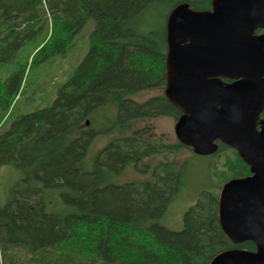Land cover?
<instances>
[{
	"label": "trees",
	"instance_id": "16d2710c",
	"mask_svg": "<svg viewBox=\"0 0 264 264\" xmlns=\"http://www.w3.org/2000/svg\"><path fill=\"white\" fill-rule=\"evenodd\" d=\"M211 2L0 0V67L16 63L0 81V169L11 166L20 176L0 208V264H210L228 249L256 251L253 242L234 245L223 233L220 195L202 193L181 231L159 224L182 182L175 156L193 150L148 138L152 124L129 133L136 120L169 116L177 122L182 116L165 97L168 17L180 4L203 11L212 9ZM161 4L172 6L163 28L145 20ZM90 19L95 28L89 51L52 106L9 122L28 69L16 62L21 50L42 38L28 58L31 68L65 54ZM153 90L162 92L143 102L134 99ZM104 107L117 109L118 116L101 133L94 126ZM99 134L109 142L88 164ZM227 150L233 156L226 157V174H219L225 178L220 191L229 180L251 175L235 150L219 143L216 155ZM130 166L150 167L153 180L116 184ZM53 191L56 201L50 199Z\"/></svg>",
	"mask_w": 264,
	"mask_h": 264
},
{
	"label": "water",
	"instance_id": "95a60500",
	"mask_svg": "<svg viewBox=\"0 0 264 264\" xmlns=\"http://www.w3.org/2000/svg\"><path fill=\"white\" fill-rule=\"evenodd\" d=\"M211 6L183 3L170 13L165 97L182 113V145L213 156L221 143L251 169L223 185L218 215L231 243L253 242L256 251L228 249L210 264H264V0Z\"/></svg>",
	"mask_w": 264,
	"mask_h": 264
},
{
	"label": "rangeland",
	"instance_id": "374dc122",
	"mask_svg": "<svg viewBox=\"0 0 264 264\" xmlns=\"http://www.w3.org/2000/svg\"><path fill=\"white\" fill-rule=\"evenodd\" d=\"M172 11V6L168 4L155 5L146 15V22L153 26L163 28L165 18ZM95 28V20L90 19L76 36L74 45L65 54H61L50 59L35 62L33 67L31 58L37 50V46L43 41L42 38L36 43L24 47L19 53L16 62L22 65L28 64L27 73L23 82V90L17 97L16 105L13 108L10 121L12 122L19 117L39 109L52 106L57 97V91L64 84L87 55L90 47V36ZM36 48V49H35ZM31 57L30 59H28ZM16 68V63L11 62L0 67V81L10 76ZM162 91H148L140 93L134 99L143 102L152 96H156ZM118 116L117 109L113 107H104L99 110L96 117V128L99 132L106 130V126ZM89 125L84 128L90 127ZM152 124L154 133L148 138H163L167 143L179 142L176 133V121L172 117H159L154 120H136L131 124L129 133L134 130H142L146 125ZM83 128V129H84ZM117 132V131H115ZM109 138L104 134L96 137L88 158L87 163L94 161L96 156L108 144ZM232 157V151L227 150L221 156H199L190 150H182L176 154L175 158L183 167V176L181 186L174 198L168 206L163 217L158 223L172 231H181L184 228V217L186 212L194 206L202 193L209 192L215 196H219L220 187L225 178H219V174H226V157ZM162 160V156L159 158ZM158 159H154V162ZM147 163V162H146ZM151 160H148V164ZM155 165V164H153ZM148 172H145V171ZM151 168L146 166L128 167L120 173L114 180L116 184H125L128 182H144L153 180ZM144 172V173H143ZM19 174L11 166H4L0 169V208L8 202L12 188L19 180ZM50 199L56 201L58 192L53 191Z\"/></svg>",
	"mask_w": 264,
	"mask_h": 264
},
{
	"label": "flooded vegetation",
	"instance_id": "af4514ba",
	"mask_svg": "<svg viewBox=\"0 0 264 264\" xmlns=\"http://www.w3.org/2000/svg\"><path fill=\"white\" fill-rule=\"evenodd\" d=\"M160 157H161V155H160V156H156V158H157V159H159ZM148 160H149V159H148ZM151 171L153 172V170H152V169H151Z\"/></svg>",
	"mask_w": 264,
	"mask_h": 264
}]
</instances>
